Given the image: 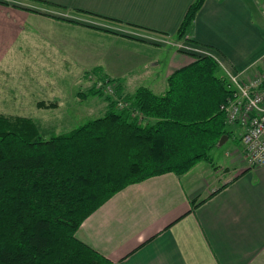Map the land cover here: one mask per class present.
I'll return each mask as SVG.
<instances>
[{
  "label": "crops",
  "instance_id": "crops-1",
  "mask_svg": "<svg viewBox=\"0 0 264 264\" xmlns=\"http://www.w3.org/2000/svg\"><path fill=\"white\" fill-rule=\"evenodd\" d=\"M192 2L0 0V109H58L76 101L75 84L90 72L122 93L140 83L163 94L168 77L196 56H212L227 76L261 72L264 0H204L187 50L142 40L177 36ZM241 151L227 170L199 162L181 176L125 187L75 237L112 264H264V165L247 167Z\"/></svg>",
  "mask_w": 264,
  "mask_h": 264
},
{
  "label": "trees",
  "instance_id": "trees-1",
  "mask_svg": "<svg viewBox=\"0 0 264 264\" xmlns=\"http://www.w3.org/2000/svg\"><path fill=\"white\" fill-rule=\"evenodd\" d=\"M203 2L189 5L179 38ZM221 71L212 56H196L163 94L139 87L121 106L106 96L102 116L66 133L0 114V264H112L75 232L125 187L211 164L209 151L232 133L220 110L231 97Z\"/></svg>",
  "mask_w": 264,
  "mask_h": 264
},
{
  "label": "rangeland",
  "instance_id": "rangeland-1",
  "mask_svg": "<svg viewBox=\"0 0 264 264\" xmlns=\"http://www.w3.org/2000/svg\"><path fill=\"white\" fill-rule=\"evenodd\" d=\"M262 13L264 14V8ZM142 40H145L146 42L152 43L153 45H157V46H169L170 48L173 49L185 50L184 48H179L177 45L182 46L183 44L182 42L187 41V37L183 36L182 38H179L178 36L175 37L156 36L155 38L152 39L149 37H145ZM98 73L90 72L87 73L86 76L79 78V81L78 83L75 84V86L79 88L78 93L79 94L82 93L84 94V96L81 97L78 96V94H75L73 96V98H75L76 100L75 102L70 100L64 103V105L58 109H50V108H42V110L35 108L34 109L30 108L29 110L0 109V114L4 116L23 117L13 114L14 112H19V111L22 113L25 112V114L27 113L31 115H29V117H24V118H31L39 126L41 130L49 129L56 134L66 133L74 128L79 127L80 125H83L87 121L102 116L105 111L106 105L108 104V102L105 100L107 99L106 96H108L109 101L116 100L117 104H120L118 106H121L124 102V96L132 95L134 93L133 91L138 87V85H141L140 83L134 86L127 84L124 87V90L126 92L124 91V93H122L121 90L117 89L118 87L117 83L112 84L111 81L108 82L109 80L108 78L98 76ZM222 75L225 76L229 82L228 76L224 72L222 73ZM252 77L254 76H249L244 79L252 78ZM87 92H93V93L95 92V94L90 95ZM135 114L137 115V113ZM227 126L229 130L232 127L237 128V126H234L232 124L231 125L227 124ZM236 128H235L236 138L230 135L229 138H227V140L224 141L222 145H216V147L211 149L208 153L209 161L211 162V164L205 161H201L200 162L201 166H204L205 164H209L212 170L215 169L218 170L226 166L224 169L227 170L231 167L229 163H230V159L233 158L232 157L233 150L235 149L241 150V148H242L241 156L243 157L244 160L243 145L241 143L242 130L240 129L241 131L240 133V131Z\"/></svg>",
  "mask_w": 264,
  "mask_h": 264
},
{
  "label": "built area",
  "instance_id": "built-area-1",
  "mask_svg": "<svg viewBox=\"0 0 264 264\" xmlns=\"http://www.w3.org/2000/svg\"><path fill=\"white\" fill-rule=\"evenodd\" d=\"M177 46L186 49L183 44ZM244 78L228 75L231 97L220 105V110L227 124L242 130L244 161L253 168L264 165V68L254 77Z\"/></svg>",
  "mask_w": 264,
  "mask_h": 264
},
{
  "label": "water",
  "instance_id": "water-1",
  "mask_svg": "<svg viewBox=\"0 0 264 264\" xmlns=\"http://www.w3.org/2000/svg\"><path fill=\"white\" fill-rule=\"evenodd\" d=\"M227 140V136L226 135H223L220 139H219V142H218V145H222L224 141Z\"/></svg>",
  "mask_w": 264,
  "mask_h": 264
}]
</instances>
